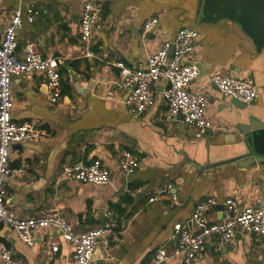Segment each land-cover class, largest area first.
Returning a JSON list of instances; mask_svg holds the SVG:
<instances>
[{
	"label": "crops",
	"instance_id": "1",
	"mask_svg": "<svg viewBox=\"0 0 264 264\" xmlns=\"http://www.w3.org/2000/svg\"><path fill=\"white\" fill-rule=\"evenodd\" d=\"M87 2L102 10L92 43L96 58L87 57L80 45V21ZM30 3L39 10L34 22L26 19L25 7ZM20 5L24 23L17 54L23 57L25 45L31 42L43 56L59 57L63 96L57 104L50 102L41 73L13 78V121H31L44 131L39 140L11 148L13 173L5 189L15 215L57 213L76 232H83L103 224L113 210L118 226L100 241L92 264H149L161 247L171 255L162 264H182L174 254V225L192 226L198 203L213 198L226 205L236 199L242 206H264V156H237L244 151L238 125L249 123L251 117L264 122V49L259 51L238 23L203 19L199 0H0V39ZM153 17L159 24L144 37V24ZM183 27L199 31L186 61L203 67L189 86L206 96V115L214 124L202 138L195 137L194 127L181 116L164 121L163 84L155 86L154 105L133 115L126 104L129 91L122 88L115 65L120 60L131 67L145 64ZM215 74L254 77L259 97L244 109L236 108L212 82ZM124 150L133 151L140 162L134 174L124 175L120 169ZM94 158L109 168V184L61 178L64 165ZM167 183L173 185L175 202L159 195ZM154 196L158 199L150 202ZM208 217L220 222L223 214L212 209ZM51 232L59 244L57 252L50 247ZM34 235L30 246L16 231L0 228V238L27 264H75L73 246L59 231L41 228ZM195 264H264V236L243 232L237 235L236 245L211 237Z\"/></svg>",
	"mask_w": 264,
	"mask_h": 264
},
{
	"label": "built area",
	"instance_id": "2",
	"mask_svg": "<svg viewBox=\"0 0 264 264\" xmlns=\"http://www.w3.org/2000/svg\"><path fill=\"white\" fill-rule=\"evenodd\" d=\"M26 19L34 22L39 10L34 4L25 7ZM102 16L101 8L94 2H87L80 21V45L87 57H98L93 50V35ZM24 23V10L20 5L11 16L0 39V228L9 227L16 231L27 245H33L36 229L59 231L73 246L75 264H92L100 241L112 234L118 226L115 211L107 213L103 224L83 232H76L72 223L57 213H47L37 217L20 218L7 204L5 184L12 175L10 167L11 148L16 143L36 141L43 137V129L31 121L15 122L12 119V85L15 76L41 73L45 76L48 98L57 104L62 100L61 64L57 56H43L34 43H27L24 56L17 54L18 33ZM159 24L153 17L146 21L142 35L146 37ZM199 31L193 27L181 28L173 40H166L162 46L151 53L145 64L131 67L120 60L115 65L121 72V86L129 91L126 104L133 115H140L152 107L156 98V84L165 85L161 92L165 101L163 118L166 123L175 120L180 114L183 120L194 127L196 138H202L214 124L206 115L207 98L198 91L191 90L190 84L200 76V68L195 62H187L186 57L193 51ZM174 48L173 53H171ZM218 90L245 103L257 100L260 89L254 77L238 78L215 74L211 77ZM140 162L131 150H124L120 156V169L124 175L134 174ZM61 178L75 179L90 185H107L111 182L109 168L99 158L90 161L78 160L64 165ZM173 185L167 183L159 195L170 196L175 202L177 196L172 192ZM138 191H142L139 188ZM154 196L150 202L157 200ZM217 201L209 198L198 203L192 215V226L177 222L174 225L173 239L176 241L174 254L181 258L182 264H195L203 256L204 244L211 237L221 238L226 244L236 245L237 235L248 232L264 236V206H242L236 199H229L223 210L220 222L208 217ZM51 232L49 243L52 251L59 250ZM171 257L166 247H161L149 264H162ZM0 260L2 264H27L13 246L0 238Z\"/></svg>",
	"mask_w": 264,
	"mask_h": 264
},
{
	"label": "water",
	"instance_id": "3",
	"mask_svg": "<svg viewBox=\"0 0 264 264\" xmlns=\"http://www.w3.org/2000/svg\"><path fill=\"white\" fill-rule=\"evenodd\" d=\"M199 2L202 4L203 19L234 20L253 39L259 51L264 49V0H199ZM173 50L174 48L171 53ZM199 68L203 71L202 66ZM230 103L238 109H244L248 105L234 97ZM179 116L184 118L182 114ZM238 128L242 133L239 140L244 151L237 156H264V122L251 117L249 123H241ZM225 207V204H217L214 209L221 210L223 214ZM98 252L99 248L96 250V256Z\"/></svg>",
	"mask_w": 264,
	"mask_h": 264
}]
</instances>
